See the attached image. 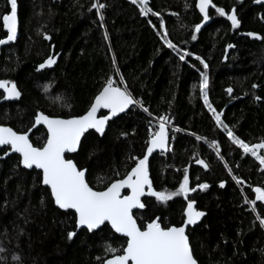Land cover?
Instances as JSON below:
<instances>
[{
	"label": "trees",
	"instance_id": "obj_1",
	"mask_svg": "<svg viewBox=\"0 0 264 264\" xmlns=\"http://www.w3.org/2000/svg\"><path fill=\"white\" fill-rule=\"evenodd\" d=\"M197 1L149 0L159 15L142 16L130 0H17L19 33L14 43L0 48V80L15 83L21 96L0 106V125L22 133L33 127L38 112L61 118L83 115L108 78L120 87L126 84L143 107L134 106L110 123L103 137L89 132L79 151L70 155L87 169L90 186L103 190L130 171L132 157L144 156L157 118L168 115L172 148L151 158L150 177L155 190L174 192L187 168L189 187L209 185L188 193L196 209L206 213L188 231L194 258L199 264H264V227L256 219L257 213L264 216V202H256V212L245 203V197L255 199V187L264 188V166L231 143L199 89L200 72L207 71L209 102L224 123L246 143L264 140V39L246 35L264 37V7L254 6V0H213L228 13L236 9L239 27L233 29L226 16L211 10L210 25L196 33L194 26L202 21ZM97 3L105 7L97 11L92 7ZM9 12V0H0V39L7 37L2 16ZM161 21L168 38L191 54L184 61L157 35L163 31ZM52 54H58L56 64L39 72L38 66ZM3 95L0 91V100ZM196 135L204 139L198 141ZM46 136L39 128L31 142L42 146ZM6 150L0 149V157ZM19 160L11 155L0 161V264H104L110 258L105 246L124 244L125 238L109 226L93 234L81 230L69 240L68 232L77 231L75 217L55 207L39 172L23 169ZM233 176L244 183L237 184ZM144 203L145 210L134 214L138 224L159 217L162 226H181L185 219L183 196L167 203L150 197Z\"/></svg>",
	"mask_w": 264,
	"mask_h": 264
},
{
	"label": "snow or ice",
	"instance_id": "obj_2",
	"mask_svg": "<svg viewBox=\"0 0 264 264\" xmlns=\"http://www.w3.org/2000/svg\"><path fill=\"white\" fill-rule=\"evenodd\" d=\"M130 2L139 7L142 16H148L149 13L159 15L149 7V0H130ZM254 2L264 5V0H254ZM9 4L10 12L2 16L3 28L7 30V37L0 39V45L14 41L17 36V0H9ZM92 7L99 11L105 5L97 3L93 4ZM196 7L203 17L202 22L194 26L196 32H199L202 24L211 18L209 15L210 7L219 16H226L233 29L240 25L234 7L228 13L224 8L216 6L212 0H198ZM103 19L104 17L101 15V20ZM148 23L151 24V20ZM160 29L163 31H157V35L169 49L177 54L179 60L184 61L186 56L191 55L186 50L180 49L168 38L163 21L160 22ZM246 35L255 39H264L257 33L249 32ZM104 38L108 39L107 32H105ZM44 39L50 40L51 37L45 35ZM191 39L195 40L196 35H192ZM227 47L232 48L234 45L229 44ZM57 55H49L38 66V70L56 64ZM196 59L200 61L205 70L208 69L209 66L203 59L199 56ZM113 64H115V59H113ZM200 77V95L203 97L205 106L212 113L216 125L223 128L231 143L241 149L243 154H250L259 161L261 166H264V154H261V150H264V140L249 144L238 137L221 119V113L217 112L209 102L207 71H201ZM256 87L258 86L253 85V88ZM0 89H3L2 98L5 100L19 99L21 96L16 84L8 80H0ZM226 91L231 94L233 89L228 88ZM55 99L63 101L62 96H57ZM256 99L259 100L260 97H256ZM132 105L143 107L142 102L132 96L126 84L124 87H120L116 81L108 78L83 115L61 118L49 116L43 112L36 114L33 126L43 124L47 129L46 140L42 146H34L27 132L21 133L14 131L11 127L0 126V146H10V149L4 151L3 155L7 156L9 151L18 153L20 156L19 163L25 169L40 170L38 175L41 176L42 184L50 189V195L55 205L75 217L76 229L83 228L88 232H93L98 229L103 231L104 228L110 226L115 233L126 238L120 248L112 247L111 244L105 246V252L110 254V258L105 259L104 264H198L191 250L186 228L189 225H196L206 213L196 209V201L195 199H188V193L195 192L197 188L207 189L209 185L203 183L196 185V187H189L188 169L185 168L183 180L176 191H157L153 188L149 176V156L156 149L162 152L168 150L169 125L172 123L170 116L163 115L157 118L155 130H150L149 133L146 154L143 158L132 157L135 160V166L127 171L122 178L110 182L103 190H94L86 178L87 169L78 166L72 157L66 155L78 151L81 138L90 129L103 135L107 122ZM101 109L108 110L107 114L98 116L97 113ZM143 111L149 116L152 115L148 108H143ZM121 135L127 134L122 133ZM195 138L198 141L204 139L198 135ZM212 144L217 156L223 159L220 156L219 145L215 141ZM196 163L205 169L208 168V164L202 159H197ZM225 167H228L227 164ZM228 171L231 175V168ZM115 175H119V173L117 172ZM233 180L237 184L244 183L236 176H233ZM220 187H224V182L220 183ZM123 190H128L127 194H122ZM254 192L255 199L249 200L245 197V203L251 204V211L256 212V202H264V188L255 187ZM146 195L154 197L160 203H167L176 196H183L187 200V207L184 211L185 219L181 226H162L159 217L152 219L146 225L138 224L133 210L146 207L141 199ZM256 219L259 221V225L264 227V216L257 213ZM76 234V231H70L67 238L71 240ZM14 259L19 260L20 258L16 256Z\"/></svg>",
	"mask_w": 264,
	"mask_h": 264
},
{
	"label": "water",
	"instance_id": "obj_3",
	"mask_svg": "<svg viewBox=\"0 0 264 264\" xmlns=\"http://www.w3.org/2000/svg\"><path fill=\"white\" fill-rule=\"evenodd\" d=\"M212 2H213V0H212ZM197 3H198V1H197ZM196 3V4H197ZM214 3V2H213ZM253 5L254 6H257V7H264V5H262V4H257V3H255V2H253ZM197 8V7H196ZM211 10H214V9H212L211 7L209 8V15H210V11ZM197 11H198V13H199V15L201 16V18L203 19V17H202V14L199 12V9L197 8ZM211 17V16H210ZM17 22H18V24H17V35H18V33H19V18H18V15H17ZM202 22V21H201ZM210 23H211V18L207 21V22H204L203 24H202V27H201V29H200V31L199 32H196V33H200V32H202L207 26H209L210 25ZM17 37V36H16ZM16 41V39L14 40V41H9V42H7V43H5V44H2V45H0V48H2V47H5V46H9L10 44H12V43H14ZM54 65H52L51 67H46L45 69H39L38 71L39 72H42V71H44V70H46V69H51L52 67H53ZM18 89V88H17ZM19 90V89H18ZM0 91H2L3 92V89H0ZM4 94V93H3ZM18 99H12V100H5V99H1L0 100V106L1 105H3V104H5V103H12V102H16ZM134 106H136V105H132V106H130L128 109H126L124 112H122V113H118L116 116H113L108 122H107V124H106V127H105V132H104V134L106 133V131L108 130V128H109V124L110 123H112L113 121H115L116 119H118V118H120L121 116H123V115H125V114H127ZM107 112H108V110H106V109H101L98 113H97V115L98 116H101L102 114H107ZM47 115V114H46ZM0 126H4V127H9V126H5V125H0ZM39 128H44L45 129V131L47 132V129H46V127L43 125V124H38V125H35V126H33L27 133H28V135H29V139H30V141H31V135H32V133L35 131V130H37V129H39ZM169 128H170V125H169ZM14 130V129H13ZM15 131V130H14ZM89 132H95V130H93V129H90L88 132H86L85 134H84V136L81 138V142H82V140H83V138L89 133ZM96 133V132H95ZM96 134H98L100 137H103L104 136V134L103 135H100L99 133H96ZM80 145H81V143H80ZM4 148H7L8 150L10 149V146H0V149H4ZM79 148H80V146H79ZM79 148H78V151H79ZM171 148H172V146H171V138H170V132H169V140H168V150L167 151H164V152H162L161 150H159V149H156V150H154V152L149 156V162H148V167H149V176H150V160H151V158L154 156V155H156V154H167L170 150H171ZM147 149V148H146ZM77 151V152H78ZM76 152V153H77ZM76 153H69V154H66L67 156H70V155H74V154H76ZM146 154V150H145V153H144V155ZM11 155H16V156H19V154L18 153H14V152H10L9 151V154L7 155V156H1V157H3V158H0V161L1 160H5L6 158H8L9 156H11ZM20 157V156H19ZM143 158V157H142ZM21 167L23 168V169H25L22 165H21ZM25 170H27V171H32V170H36V169H25ZM36 171H40V170H36ZM86 178H87V173H86ZM150 179H151V177H150ZM43 185V184H42ZM43 187H45V188H47V186H45V185H43ZM48 189V188H47ZM50 190V189H49ZM127 191L128 190H123L122 191V194H127ZM146 198H150V196H144V197H142L141 199H142V201L144 202V199H146ZM55 204V203H54ZM55 207L56 208H58L56 205H55ZM146 208V207H145ZM145 208L144 209H135V210H133L134 211V214L136 213V212H142V211H144L145 210ZM59 209V208H58ZM59 210H61V211H63V212H65L64 210H62V209H59ZM205 217H206V215L204 216V217H202L201 219H200V221H198L197 222V224L196 225H189L187 228H186V234L188 235V231H189V229H192V228H195V227H197V226H199L203 221H204V219H205ZM103 227V226H102ZM110 227V226H109ZM81 230H85V229H83V228H80V229H77V233L79 232V231H81ZM97 231H99V229L98 230H94L93 232H89L90 234H93L94 232H97ZM113 232H114V230H112ZM115 233V232H114ZM116 235H118L119 237H122L121 236V234H119V233H115ZM122 238H124V237H122ZM126 239V238H125ZM189 244H190V241H189ZM190 247H191V245H190ZM192 250V249H191ZM199 264V263H198Z\"/></svg>",
	"mask_w": 264,
	"mask_h": 264
},
{
	"label": "rangeland",
	"instance_id": "obj_4",
	"mask_svg": "<svg viewBox=\"0 0 264 264\" xmlns=\"http://www.w3.org/2000/svg\"><path fill=\"white\" fill-rule=\"evenodd\" d=\"M155 126H156V125H153V130H155Z\"/></svg>",
	"mask_w": 264,
	"mask_h": 264
},
{
	"label": "bare ground",
	"instance_id": "obj_5",
	"mask_svg": "<svg viewBox=\"0 0 264 264\" xmlns=\"http://www.w3.org/2000/svg\"><path fill=\"white\" fill-rule=\"evenodd\" d=\"M137 106V105H136Z\"/></svg>",
	"mask_w": 264,
	"mask_h": 264
}]
</instances>
